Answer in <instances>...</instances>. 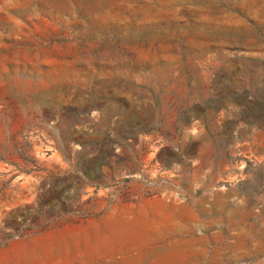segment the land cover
<instances>
[{"label": "rangeland", "instance_id": "rangeland-1", "mask_svg": "<svg viewBox=\"0 0 264 264\" xmlns=\"http://www.w3.org/2000/svg\"><path fill=\"white\" fill-rule=\"evenodd\" d=\"M0 264H264V0H0Z\"/></svg>", "mask_w": 264, "mask_h": 264}, {"label": "crops", "instance_id": "crops-1", "mask_svg": "<svg viewBox=\"0 0 264 264\" xmlns=\"http://www.w3.org/2000/svg\"><path fill=\"white\" fill-rule=\"evenodd\" d=\"M169 205V204H168ZM171 211L177 210V213L171 214V225L163 233L159 235L164 240L162 247H170L174 243L181 244L186 242L185 239L193 233L191 227L192 221L187 218L188 214L192 210V204L188 201L182 203L170 204Z\"/></svg>", "mask_w": 264, "mask_h": 264}, {"label": "built area", "instance_id": "built-area-1", "mask_svg": "<svg viewBox=\"0 0 264 264\" xmlns=\"http://www.w3.org/2000/svg\"><path fill=\"white\" fill-rule=\"evenodd\" d=\"M153 163H154V162H152V161H150V162H146V163H145V167H147V168H148V167H154L155 170H154V172L152 171L153 174H157V173L162 174V173L165 172V169H164L162 166H159V165H156V164L153 165Z\"/></svg>", "mask_w": 264, "mask_h": 264}]
</instances>
